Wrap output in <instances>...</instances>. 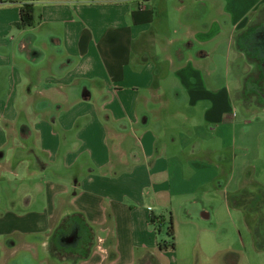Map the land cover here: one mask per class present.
Instances as JSON below:
<instances>
[{"label":"crops","instance_id":"crops-1","mask_svg":"<svg viewBox=\"0 0 264 264\" xmlns=\"http://www.w3.org/2000/svg\"><path fill=\"white\" fill-rule=\"evenodd\" d=\"M249 30L264 54V0H0V264H178L209 216L200 174L226 208L246 189L223 137ZM218 244L209 260L232 253Z\"/></svg>","mask_w":264,"mask_h":264},{"label":"rangeland","instance_id":"rangeland-1","mask_svg":"<svg viewBox=\"0 0 264 264\" xmlns=\"http://www.w3.org/2000/svg\"><path fill=\"white\" fill-rule=\"evenodd\" d=\"M253 34L248 32L246 35L243 34L239 39L242 45L245 46V51L242 50V53L237 57V70L235 69V62L231 60V54L228 62L229 70L226 74V80L231 83V86L234 81H237V86L231 88L230 93L235 105V116L232 115V117H234L232 122H235V126L233 132L231 128L226 129V135H224L223 140L226 139L228 151L235 156V161L232 159V162L234 166H238L236 167L237 171L240 172L238 174V180L241 178L244 179L246 172L249 173L245 180L246 183L244 187L246 186V190L252 191L251 193H246V197L245 195H240L242 197L240 200L242 201L241 205H244V203L251 199V196L256 193V189L264 193V102L261 104L256 103L258 92L260 94L264 92V80H262L261 85L257 84V82L252 83V81H250L246 84L247 87L242 83L246 67L244 54L246 55V52H249L251 56H256L250 51L252 49L251 46H255L253 44ZM258 79L259 77H257V80ZM241 89H243L242 92H240ZM252 89L255 92H252ZM250 93L253 95H250L244 101L243 97L245 96L243 94ZM238 138H242L243 140L239 141ZM208 139L211 144L219 142L218 137L212 139L211 136H209ZM209 162L210 161L207 160L205 164L208 166ZM230 162H223L222 164L220 162L219 164V171L222 169L227 170V175L223 176L224 179L229 176V171L233 168L230 166ZM209 168L200 174L204 177L203 184L189 192V197L193 196L198 201L201 200L204 206L203 209L209 212V216L204 219V222H201L197 218L188 222L189 228L192 229V236L191 232H189L188 234L190 237H188V246L186 248H183V246L179 247L181 244L179 245L176 243V248L172 251L176 262L180 264L179 262L181 260L186 264H215L220 262L221 264L264 263V258H260V255H262L261 252H257L252 246L253 241L248 227L250 224V222H248L249 219H252V223L250 224L251 228L255 227L254 225H257L259 221L264 220V199L260 203V207L253 212H246L248 209L242 212L239 208L235 207L232 202H229V208L222 206L223 200L220 197L222 186H215L216 179L209 180L211 177H208L210 170L212 171L213 169L211 165ZM227 185L230 187L236 185L234 184V177L231 183ZM227 190L230 191L229 189ZM240 190L241 189H239V191ZM252 200L254 201L253 197ZM161 210L162 209L159 208L157 211L161 212ZM180 212L181 211H179L178 214ZM199 226L206 227L207 232L204 233L202 230H198ZM259 227L261 230H264V223L259 224ZM59 237V242H61L64 247H73L76 244L74 231L68 233V235L62 234ZM156 237L157 242L164 240L165 225L160 227L159 232H156ZM215 244L223 248L228 247L229 251L235 255V261H231L229 256L225 258L223 255L224 253L220 255L219 258L215 256L212 260H209V254H213L215 251ZM197 247H199V249H197ZM167 251H171L170 248H168ZM61 253L62 255H69V252ZM168 256L164 257L168 260Z\"/></svg>","mask_w":264,"mask_h":264},{"label":"trees","instance_id":"trees-1","mask_svg":"<svg viewBox=\"0 0 264 264\" xmlns=\"http://www.w3.org/2000/svg\"><path fill=\"white\" fill-rule=\"evenodd\" d=\"M32 23H33V15H32L31 4L30 3H23V4L19 5L18 6V19L16 21V25L17 26H27V25H31ZM249 25H252V24H249ZM249 32H251L253 34L255 31L250 30ZM255 48L252 47V49L250 51L252 53H254L256 56H251L249 52H246V55L244 54V56H245L244 60L246 62V67L244 70L242 83L245 85V87H247L246 84L249 83L250 81H252V83L257 82V84L261 85L262 80H264V54H260V56H257L258 52H254ZM257 77H259L258 80H257ZM242 90L243 89H241L240 92H242ZM252 92H255V91L253 90ZM243 95L245 96V97H243V100L245 101L250 95H253V94L250 93V94H243ZM263 102H264V92H262L261 94L258 92V98H256V103L261 104ZM251 192L246 190V189H242L239 192H235V194L231 193L228 196V205H229V202H232L233 205L235 207L239 208L242 212H244L247 209L248 210L246 212L255 211L258 207H260V203L264 199V197H263L264 193L261 190L256 189V193H254L251 196V199L248 200V202L244 203V205H241L242 201H240L242 199V197L240 195H245V197H246V195H247L246 193H251ZM252 197L254 198V201L252 200ZM251 220L252 219H249V221H248V222H250V224L252 223ZM258 223L259 224L264 223V220H261ZM258 223H257V225H254L255 226V227H253L254 229L251 228L250 224L248 227L250 229L249 231L251 233V237H252V241H253L252 242L253 247L256 250H262V249H264V230L260 229ZM165 233L169 239V242L167 243V245L165 247L168 246L171 249L173 247V233H172V225H171L170 219H169L168 224L166 226ZM227 256H229V259L231 261L232 260L235 261V255H233L232 253H228Z\"/></svg>","mask_w":264,"mask_h":264},{"label":"flooded vegetation","instance_id":"flooded-vegetation-1","mask_svg":"<svg viewBox=\"0 0 264 264\" xmlns=\"http://www.w3.org/2000/svg\"><path fill=\"white\" fill-rule=\"evenodd\" d=\"M73 231H75L74 229H68L67 231H65V232H63V233H61V235L62 234H66V235H68V233H70V232H73ZM61 235H59V236H61ZM60 238V237H59ZM59 238H58V240H59Z\"/></svg>","mask_w":264,"mask_h":264}]
</instances>
